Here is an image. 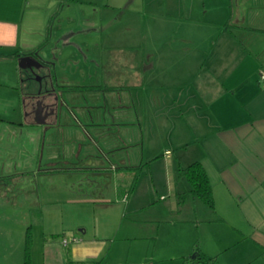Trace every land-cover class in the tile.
<instances>
[{
  "label": "crops",
  "instance_id": "0c3cea01",
  "mask_svg": "<svg viewBox=\"0 0 264 264\" xmlns=\"http://www.w3.org/2000/svg\"><path fill=\"white\" fill-rule=\"evenodd\" d=\"M103 1H106L103 6L111 7L110 0H0V65L9 67L0 73V87H3L0 90L12 93L9 99H14L16 92H21L26 77L22 73L23 69L18 67V62L24 56H31L53 67V93L59 98L60 89L67 87H73L69 92H102L103 88H94L102 85L97 62L81 61V49H88L83 44L84 39L81 49V46L76 45H80L78 41L83 31V38L87 36L91 39L113 26V22L102 21L103 15L95 9L97 3ZM157 1L142 0L145 8L137 11V17L148 21L159 16L154 10L146 9ZM204 9L205 5L200 16L203 21L204 15L207 16L210 11ZM212 9L218 14L220 22H205L211 23L220 33V78L204 74L197 80L203 84H196L195 92L190 88L183 95H176L178 101H169L168 108L174 111L170 115L173 123L169 128V138L173 139L169 141L175 151L180 150L177 152L179 164L175 169L179 170L193 162L201 163L212 187L214 208H208L192 196L180 201V196L190 189L180 172L188 188L177 194L180 205L174 213L178 216L170 220L160 219L158 224L183 226L184 242L169 250L174 251L170 252L172 256L169 259L177 260V264H264V87L260 79L264 73V0H220V8ZM97 13L101 17L99 23L94 19ZM81 18L85 22L83 29L79 26ZM185 19L184 22H187ZM140 34L134 45L137 50L148 46L145 45V30L142 29ZM122 35L123 45L130 48L128 38L124 40ZM156 42L160 43V40ZM160 46L153 48L160 50ZM107 49L111 51L114 48ZM201 53L203 58L205 53ZM148 79H142L140 75L131 76L118 91L115 90L117 87L104 91V97L118 98L122 105L120 107L112 104L104 108L97 103L90 105L92 107H89L88 112H80L78 109L58 106L56 116L45 123L33 125L30 118L20 120L17 125L29 130V135L35 126L50 129L54 134L60 130L67 136L70 127L73 131L78 130L80 136L71 133L79 139V143L70 155L64 156V160L69 158L75 166L59 170L51 168L53 166L50 169L32 170L30 165H25V168L30 167L27 172H10L9 168L4 170V174L7 171L8 174L13 173L15 183L12 187L8 184L9 189L3 195L0 193V208L4 206L14 212L22 209V205L17 206V200H11L10 193H15V190L27 192L36 189L39 198L54 187L71 190L74 197L67 198L71 205L66 214L62 213L60 203L44 202V199L43 203L38 202L31 207L40 206L35 214L37 222L44 224L43 235H52L65 227L73 229L83 225L79 219L82 204L108 207L110 202L123 196L127 201L130 195L126 191L129 180L123 174L129 172L128 168L134 169L130 166L132 160L129 163L134 153L129 154L128 148L143 145L144 157L143 120L146 118L153 129L159 125L148 118L145 101L141 98L146 92ZM156 84L159 85L158 82ZM128 97L130 101L126 100ZM159 99L154 94L150 99L156 115H161ZM177 105L182 107L181 110ZM106 114L109 119L103 118ZM182 116L192 122L191 130L177 124L178 120L183 119ZM200 125L204 128L198 129ZM120 127L121 131L118 130ZM101 128L105 132H95ZM77 147L79 152L76 151ZM27 152L26 149L24 154ZM164 153L163 158L172 154L169 150ZM37 156L39 162L40 156ZM113 157L123 166L119 171L118 167L108 166ZM74 159L81 160L82 166L75 164ZM48 160L46 165H54ZM20 177H24L25 186L17 188L19 183H16V179ZM63 177L67 183L61 181ZM28 183L31 185L29 188ZM114 194L115 198L112 196ZM188 210L192 212V217L185 221L179 219L180 213ZM207 210L211 213H207ZM56 224L60 226L58 230H48ZM191 228L198 233L191 234ZM86 235H74L72 238L77 239V242H71L72 238L46 241L44 236L45 241L42 239L41 245L38 244L43 264H101L98 258L102 256L106 243L100 240V236L97 238L98 234L88 236L86 231ZM1 238L4 240L1 241ZM12 241L9 235L0 237V248L1 245L4 247L0 249V260L3 256L5 264H20L19 257H15L19 248Z\"/></svg>",
  "mask_w": 264,
  "mask_h": 264
},
{
  "label": "rangeland",
  "instance_id": "374dc122",
  "mask_svg": "<svg viewBox=\"0 0 264 264\" xmlns=\"http://www.w3.org/2000/svg\"><path fill=\"white\" fill-rule=\"evenodd\" d=\"M109 2L112 4L110 8L103 6L106 3L103 1L98 2L95 9L97 8V11L103 15L102 21L107 20V22L114 24L102 31L103 34L97 33L96 38L88 39L87 36L83 38L84 31L81 33L82 38L78 41L80 45L77 44L76 47L81 46V49L84 39L83 44L88 48L85 51L84 48L81 49V61L97 62L103 86L107 88L117 87L118 89H115L117 91L122 83L127 78L130 79L131 76L140 75V78H145V80L146 77H149L150 79L146 83L148 85L146 92L141 98L145 101L144 108L148 118L157 121L159 125L153 129L148 125L146 118L143 120L145 124L143 127L144 157H142L143 145L140 144L133 149L128 148L129 154L134 153V156L129 158V163L132 160L130 166L135 169L130 170L129 168V172L123 174L128 177L127 181L129 180V188L126 190L128 195L130 194L128 200L123 199L124 196L120 197L121 199L116 198L117 201L110 202L108 207L98 206L99 204H82L79 209V219L82 221V226L73 229L65 227L59 232L52 233V235H43L44 224L38 223V217L35 215L40 206L31 209L35 203H43L42 200L44 199V202L60 203L62 213L66 214L69 210L68 206L71 205L67 198L74 197L70 193L71 190L66 191L61 187H54L47 192L45 191L44 195L41 194L40 198L37 197L36 189L27 192L15 190L17 195L11 192L12 202L17 200V206L22 205L23 207L14 212L12 209H5L4 206H1L0 237L9 235L13 239L12 243L19 248L15 257H19L20 264H23L27 233L31 240L29 245L31 264H43L40 255L41 250L38 249V244L41 245L42 239L45 241L46 237V241L53 238L69 240L74 235H86V231L88 236L94 237L98 234L97 238L100 236V240L106 243L102 256L98 258L101 264H177V260L169 259L172 256L171 253L174 252L169 250L175 249L176 245L184 242L185 231L181 228L183 226L165 224L159 226L158 224L160 219L170 220L178 216L174 213L180 205L177 194L188 188L180 170L175 169L179 164L177 152L179 153L180 150L175 151L171 145L172 142L169 141L173 139L169 138V128L173 123L170 115L174 111L173 109L169 110L168 106L169 101L170 103L173 100L178 101L176 95L181 93L183 95L190 88L195 92L196 84H203L197 80L204 74L216 79L220 76V33L211 23L205 22H211L210 20L220 22L218 14L212 9L220 8V0H158L146 9L154 10L155 14L159 16L155 19H148V21L137 17V11L145 8L142 6V0H110ZM204 5V11L208 9L210 11L207 16L204 15L203 21L200 16L203 15ZM97 14L94 19L99 23L101 17H99V13ZM183 16L187 18L185 19L188 20L187 22H184ZM190 16L191 18H189ZM84 25V19L81 18L79 21L81 29ZM142 29L145 30V45L148 46L145 49L137 50L134 45H136V37L141 35ZM121 33L124 40L128 38L127 42L130 48L127 49L123 45ZM102 40L104 41L102 42ZM158 40L160 43L156 42ZM159 44L161 49H155ZM102 46L104 47L102 48ZM206 46H209L207 51L205 50ZM105 47L114 49L110 51ZM201 52L205 53L203 58L200 55ZM8 68L4 64L0 65V73ZM45 72L52 73L53 67L49 66ZM22 73L25 77L29 74L27 70H22ZM43 73L44 70L41 69L35 78H39ZM145 75L146 77H144ZM215 82L217 81L215 80ZM39 85L40 82L37 79L25 81L21 86L22 93L16 92L14 99H9L13 96L12 93H4L2 89L0 90V175H3L0 176V193L2 195L5 190L9 189L8 184L12 187L15 183L12 178L13 173L8 174L7 171L4 174V170L8 168L10 172H27L30 167L25 168V165H30L32 170L50 169V166L59 170L75 166L69 158L64 160V156L70 155V152L79 143V139L76 137L77 135L80 136L78 130L73 131L70 127L67 136L60 130L54 134L50 129L45 130L41 126H35L31 128L32 132L29 135V130L21 129L17 125L24 118V111L21 110L20 103L30 96L28 94H34L39 90ZM43 87H47L46 84H43ZM60 90H62L59 93L61 98L58 95H51L48 98L57 102V106L64 109L71 108L78 109L80 112H88L89 107H92L90 105L97 103H100L99 105L104 108H109L112 104L120 105L118 98L109 99L103 96L107 89L96 93ZM153 94L161 98L158 100L161 115H156L153 110L150 101ZM19 98L21 99L20 103ZM126 100L130 101L131 99L128 97ZM177 108L181 110L182 107L177 105ZM103 118H107V114ZM182 118L177 121V124L183 128L187 126L188 131L191 130L190 124L192 122L187 120L185 116ZM194 121H196L195 118ZM177 128L179 132V126ZM197 128L201 129L204 126L200 125ZM118 130L121 131L122 127ZM71 132H75L76 136ZM95 132L100 134L105 132V129L101 128ZM150 141L151 143H149ZM26 149L28 154H24ZM165 150L172 153L170 157L163 158ZM76 151L79 152L78 147ZM36 155H38L37 157L40 156L39 162ZM47 159H49L48 163L52 164L53 162L54 165H46ZM74 160L76 161L75 164L82 166L81 160ZM110 164L109 167L112 165V167H118V171L123 167L118 163L116 157H113ZM61 181H65L64 177ZM17 182L19 183L17 188L25 186L24 177L16 179ZM65 182L67 183V181ZM27 185L29 188L30 183ZM15 195L18 198L15 199ZM112 196L115 198V194ZM25 206L28 208L26 209ZM207 211V213H211L210 210ZM4 214H7L5 218L3 217ZM179 216V219L189 220L192 217V212L190 210L183 211ZM59 228L60 226L56 224L54 227H49L48 230H58ZM158 231L160 236H158ZM189 231L191 234L198 233L194 228ZM3 240L4 238H1V241ZM0 249H4L3 245ZM0 264H5L3 256Z\"/></svg>",
  "mask_w": 264,
  "mask_h": 264
},
{
  "label": "flooded vegetation",
  "instance_id": "af4514ba",
  "mask_svg": "<svg viewBox=\"0 0 264 264\" xmlns=\"http://www.w3.org/2000/svg\"><path fill=\"white\" fill-rule=\"evenodd\" d=\"M40 67H30L25 68L23 70L28 71V75L24 79L25 81H30L33 79H37L40 82L39 90H37L34 94H28L26 100L22 101V111H24V119L30 118L33 125H39L38 122L44 121L53 118L56 116V108L57 102L51 101L50 97L51 95H54L53 93V83H52V74L50 72H45V69L48 68L50 65L44 62H39ZM41 69L44 70V73L40 75L39 78H35L38 76V71H41ZM50 82V86L48 87V84ZM43 84H46L47 87H43ZM83 88V87H80ZM94 88H103L108 89L107 87H104L103 84L99 86H95ZM73 87H67L65 90H72ZM102 89V90H103ZM122 106L121 104L118 106ZM41 112V116L38 112ZM43 117V118H42ZM25 121V120H24Z\"/></svg>",
  "mask_w": 264,
  "mask_h": 264
},
{
  "label": "trees",
  "instance_id": "16d2710c",
  "mask_svg": "<svg viewBox=\"0 0 264 264\" xmlns=\"http://www.w3.org/2000/svg\"><path fill=\"white\" fill-rule=\"evenodd\" d=\"M127 170H129V168ZM179 170L190 187L188 192L180 196V201L182 202L187 196H192L200 200L208 208L213 209L214 204H213L212 187L201 163L193 162L186 167H180ZM30 242L31 240L27 233L25 238L23 264H31L30 252H29Z\"/></svg>",
  "mask_w": 264,
  "mask_h": 264
},
{
  "label": "water",
  "instance_id": "95a60500",
  "mask_svg": "<svg viewBox=\"0 0 264 264\" xmlns=\"http://www.w3.org/2000/svg\"><path fill=\"white\" fill-rule=\"evenodd\" d=\"M18 67L20 69H25V68H30V67L39 68L40 64L38 61L33 59L31 56H24V57L20 58V60L18 62ZM38 113L40 114L41 112L39 111ZM40 116H41V114H40ZM41 122H43V121H41ZM38 124H40V122H38Z\"/></svg>",
  "mask_w": 264,
  "mask_h": 264
},
{
  "label": "built area",
  "instance_id": "2783aa9c",
  "mask_svg": "<svg viewBox=\"0 0 264 264\" xmlns=\"http://www.w3.org/2000/svg\"><path fill=\"white\" fill-rule=\"evenodd\" d=\"M260 79H261V82H262L263 87H264V73L261 74V78ZM66 242L67 241L65 240L64 243H66ZM71 242H77V239L72 238Z\"/></svg>",
  "mask_w": 264,
  "mask_h": 264
}]
</instances>
